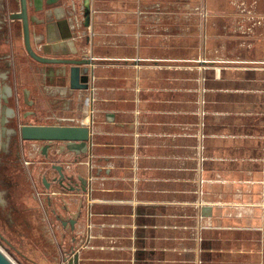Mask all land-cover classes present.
<instances>
[{
	"label": "crops",
	"instance_id": "obj_1",
	"mask_svg": "<svg viewBox=\"0 0 264 264\" xmlns=\"http://www.w3.org/2000/svg\"><path fill=\"white\" fill-rule=\"evenodd\" d=\"M89 5L85 25L84 0H28L37 53L93 60L87 89L25 48L16 72L40 76L20 93L24 120L92 134L79 156L19 140L58 250L44 259L74 249L79 264H264V0ZM52 163L72 177L65 188Z\"/></svg>",
	"mask_w": 264,
	"mask_h": 264
},
{
	"label": "rangeland",
	"instance_id": "obj_2",
	"mask_svg": "<svg viewBox=\"0 0 264 264\" xmlns=\"http://www.w3.org/2000/svg\"><path fill=\"white\" fill-rule=\"evenodd\" d=\"M12 8L15 6L10 4L9 10L12 11ZM201 18L204 17L201 16ZM16 24L18 28L16 31L17 43L10 39V35L6 37V25L3 27L4 32H0V46L4 45L0 47V74L6 70L10 71V85L16 89L11 98V107L15 109L19 118L28 122L20 115L23 108H27L24 107L22 100H19L20 93L23 88L28 89V84L37 81L40 76L14 75L15 72H18L19 64L24 63L23 58L26 57L20 22H16ZM49 105V102H46V109L50 107ZM18 117L14 119L16 124L23 123ZM45 121L51 122V119L40 118L37 122L44 124ZM26 160L23 151L21 152L18 147V152L16 149L13 153L8 151L0 161V248L16 264H49V260L58 253V250L54 245L53 233H51L50 227L48 229L47 222L41 219L40 209L33 198L35 182H33L32 176L35 174V179H38L37 172L40 169L34 163L35 161H30L33 165L25 166ZM35 179L34 181H37ZM45 256L49 260L44 259Z\"/></svg>",
	"mask_w": 264,
	"mask_h": 264
},
{
	"label": "water",
	"instance_id": "obj_3",
	"mask_svg": "<svg viewBox=\"0 0 264 264\" xmlns=\"http://www.w3.org/2000/svg\"><path fill=\"white\" fill-rule=\"evenodd\" d=\"M20 1V10L9 15L10 19H18L21 21L22 35H23V45L27 54L34 60L45 63V64H62L68 66V70L62 67V71H68L69 86L73 89H87L89 88V72L91 71L88 67L93 63V60L89 57L81 58H57V57H47L45 55L38 54L31 45V35H30V25L29 17L27 12V0ZM84 24L88 25L90 19V5L89 0H84ZM65 76V75H62ZM1 91V89H0ZM25 98L27 96V91L25 90ZM0 96L6 100V95L0 92ZM19 135L22 140L25 141H40L43 142L41 146V151L46 152L48 148L57 146L58 151L73 153L77 156L85 154L91 150L92 146V134L90 132V126L86 125H55V124H33L24 123L19 127ZM57 142V144H54ZM52 161L49 158L47 162L44 163V167ZM51 167L57 171V177L55 181L60 187L65 188V181H70L72 177L66 175L63 171V167L57 163H52ZM42 181L48 188V183L46 182V177H42ZM85 183V181H84ZM85 190L84 187H82ZM71 225L72 220L68 221ZM64 223V222H63ZM78 253L72 249L70 252H65L61 264H79L78 263ZM0 264H16V262L7 255L0 248Z\"/></svg>",
	"mask_w": 264,
	"mask_h": 264
},
{
	"label": "flooded vegetation",
	"instance_id": "obj_4",
	"mask_svg": "<svg viewBox=\"0 0 264 264\" xmlns=\"http://www.w3.org/2000/svg\"><path fill=\"white\" fill-rule=\"evenodd\" d=\"M10 4L12 6L13 5L15 6V9L12 11L9 10ZM28 7L29 6L27 0V12H28ZM19 10H20L19 0H0V32L2 31L4 32L3 27L4 25H6L5 27L6 37H8L9 33H11L12 30L13 26L11 22L13 23L20 22V26H21L20 20L18 19L13 20L9 18V15L11 13L17 12ZM28 17H29V25H30L29 12H28ZM0 75H2L0 76V87H1L0 92L4 93V91H6V89L8 90V88H10L11 90V94H9V96L8 94L7 95L4 94L6 95V100H4L2 96H0V161H1L8 153V151L13 153V151L16 149V152H18V143L19 140H22L19 135V127L21 124L30 123V122H25L21 118H19L16 114L15 109L11 107L13 87L10 85V79H9L10 71L6 70ZM14 75H16V72L14 73ZM15 117H18L20 120L23 121V123L16 124V122L14 121Z\"/></svg>",
	"mask_w": 264,
	"mask_h": 264
}]
</instances>
